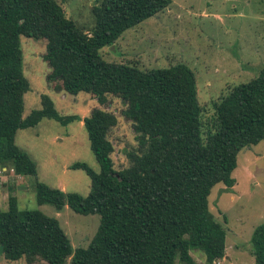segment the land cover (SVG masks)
<instances>
[{
  "label": "trees",
  "instance_id": "obj_1",
  "mask_svg": "<svg viewBox=\"0 0 264 264\" xmlns=\"http://www.w3.org/2000/svg\"><path fill=\"white\" fill-rule=\"evenodd\" d=\"M170 0H95L90 34L66 17L55 0H0V164L16 175L36 176L30 154L15 143L18 129L36 126L43 118L62 125L79 119L61 115L53 100L22 115L29 81L23 72L20 36L45 41L47 80L56 90L90 93L104 104L108 93L126 104L144 150L137 161L115 170L108 138L116 116L99 107L83 117L90 149L99 164L95 171L75 161L90 178L87 195L65 192L35 180L39 204L75 212L97 213L98 228L86 247L73 248L58 219L38 209H19L8 197L0 210V245L9 260L22 257L33 264H197L190 250L205 254L208 263L225 254L226 228L208 207L218 182L232 187L238 152L264 140V67L236 84L214 102L204 120L197 98L195 74L178 62L167 67L139 68L106 61L100 49L128 28L169 6ZM254 264H264V222L250 238Z\"/></svg>",
  "mask_w": 264,
  "mask_h": 264
},
{
  "label": "rangeland",
  "instance_id": "obj_2",
  "mask_svg": "<svg viewBox=\"0 0 264 264\" xmlns=\"http://www.w3.org/2000/svg\"><path fill=\"white\" fill-rule=\"evenodd\" d=\"M66 17L88 34L94 26L92 5L95 0H55ZM168 7L126 29L111 45L100 49L106 61L123 62L139 68H160L181 62L195 74L197 98L208 120L214 102L228 88L248 81L264 67V0H170ZM23 72L29 89L23 96V117L41 105L40 96L48 95L61 115L79 117L67 125L43 118L36 126L18 129L15 143L34 159L36 176L16 175L9 165L0 164V210L8 197L17 199L19 209H38L58 219L73 248L86 247L94 236L100 216L75 212L67 204L61 209L39 204L35 197V180L65 192L87 195L90 178L82 169H72L75 161L86 162L95 171L99 164L90 149L83 117L99 107L112 112L117 123L108 138L113 144L115 170L133 165L144 146L123 110L119 96L108 93L99 104L90 93L70 94L56 90L47 80L50 71L44 60L45 41L20 36ZM235 183L226 187L218 182L211 188L208 207L226 228L225 254L208 263L205 254L190 250L197 264H254L250 238L254 228L264 222V140L242 148L232 171ZM33 264H48L37 258ZM0 264H31L24 257ZM175 264H185L176 261Z\"/></svg>",
  "mask_w": 264,
  "mask_h": 264
},
{
  "label": "water",
  "instance_id": "obj_3",
  "mask_svg": "<svg viewBox=\"0 0 264 264\" xmlns=\"http://www.w3.org/2000/svg\"><path fill=\"white\" fill-rule=\"evenodd\" d=\"M2 249H3V246H2V245H0V253H2Z\"/></svg>",
  "mask_w": 264,
  "mask_h": 264
},
{
  "label": "crops",
  "instance_id": "obj_4",
  "mask_svg": "<svg viewBox=\"0 0 264 264\" xmlns=\"http://www.w3.org/2000/svg\"><path fill=\"white\" fill-rule=\"evenodd\" d=\"M3 256L2 253H0V257ZM4 257V256H3Z\"/></svg>",
  "mask_w": 264,
  "mask_h": 264
}]
</instances>
